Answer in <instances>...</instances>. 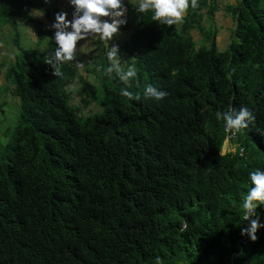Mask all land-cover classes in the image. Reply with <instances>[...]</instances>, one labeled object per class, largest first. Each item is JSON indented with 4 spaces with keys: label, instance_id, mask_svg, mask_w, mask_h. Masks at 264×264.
Listing matches in <instances>:
<instances>
[{
    "label": "trees",
    "instance_id": "trees-1",
    "mask_svg": "<svg viewBox=\"0 0 264 264\" xmlns=\"http://www.w3.org/2000/svg\"><path fill=\"white\" fill-rule=\"evenodd\" d=\"M197 2L172 26L134 9L119 48L121 68L137 69L131 87L106 74L99 47L84 74L75 54L54 76L45 59L55 30L35 24L47 46L7 71L20 115L0 146V264H264V227L255 242L240 234L249 174L264 171V0ZM42 6L0 0V19L32 21ZM223 14L230 41L220 51L206 23L220 25ZM199 34L208 45H197ZM75 79L81 106H93L87 117L68 92ZM147 85L167 96L144 97ZM242 106L255 119L234 130L237 150L222 156L216 113ZM255 212L264 225V204Z\"/></svg>",
    "mask_w": 264,
    "mask_h": 264
},
{
    "label": "clouds",
    "instance_id": "clouds-1",
    "mask_svg": "<svg viewBox=\"0 0 264 264\" xmlns=\"http://www.w3.org/2000/svg\"><path fill=\"white\" fill-rule=\"evenodd\" d=\"M69 3L74 8L72 20L67 19V12H58L55 14V22L49 26L55 30L56 48L46 57L45 63L52 68L54 76L61 74L59 69L61 63L74 60L78 41H87L92 36L98 35L101 40L109 42L118 33L120 26L127 23V8L123 5L122 0H69ZM190 6L193 9L197 8V0H191V3L189 0H138L135 11L142 14L152 11L154 21L172 26L182 23ZM102 17L109 19L102 20ZM106 54L109 61L106 74L111 76L115 73L120 81L131 87L129 81L137 77L135 65H128L127 70L121 68L122 57L119 55V46L116 44L110 46L106 50ZM120 94L129 100L140 99V95L134 94L126 88H122ZM143 96L161 100L167 96V93L147 85L143 90ZM216 116L217 119L222 118L225 122L223 144L228 142L225 154L232 152L234 145L236 151L237 143L232 141L235 135L234 130L249 127L251 121L255 119L252 110L242 106L239 110L232 108L223 113L217 112ZM241 153L242 150L239 149V154ZM249 175L253 186L242 199V208L246 213L244 218L248 221V226L241 228L240 234L255 242L258 239V229L264 227L255 212L259 205L264 204V171L256 169ZM254 216H256L255 219H253ZM160 260V257H156V264H160Z\"/></svg>",
    "mask_w": 264,
    "mask_h": 264
},
{
    "label": "crops",
    "instance_id": "crops-1",
    "mask_svg": "<svg viewBox=\"0 0 264 264\" xmlns=\"http://www.w3.org/2000/svg\"><path fill=\"white\" fill-rule=\"evenodd\" d=\"M40 1L43 6L33 9L30 13L32 21L18 18L13 25L7 24L0 19V138L7 132L5 121L11 117L12 109L10 105L16 107L19 105V98L14 94V86L8 77L7 71L20 60L21 55L25 51L34 50L45 41H39L35 24L39 22L42 27L49 28L55 22V14L58 12H67V19L72 20L74 8L70 5L69 0ZM122 3L127 8V23L120 26L118 33L114 35L111 41L101 40L98 35H94L87 41L81 40L77 42L75 54L78 59L77 64L81 70L85 68L81 66L83 62L85 66H88V62L96 55L98 47L102 48V50H107L110 46L116 44L120 48L128 40L130 36L128 25L130 22L133 23L132 17L134 16L135 6L131 9L127 5L138 3L137 0H122ZM131 10H133V13H131ZM47 13L49 16H47ZM101 19L106 20L109 18L102 17ZM219 22L221 25L220 20ZM217 24L219 25V23ZM201 38L199 34L196 38L197 42Z\"/></svg>",
    "mask_w": 264,
    "mask_h": 264
},
{
    "label": "rangeland",
    "instance_id": "rangeland-1",
    "mask_svg": "<svg viewBox=\"0 0 264 264\" xmlns=\"http://www.w3.org/2000/svg\"><path fill=\"white\" fill-rule=\"evenodd\" d=\"M220 1V4H223L222 6H225L227 3H230V2H235V0H219ZM225 13L229 16L230 13H227L225 11ZM225 15L223 14L222 17H219V20L221 21V26L217 24V22H215V25L210 22H207V29H206V32L208 30H210V28H212V26H214L213 28L217 31V35H215V42L218 46H222L220 49V51H225L226 47L228 46L229 44V41L228 40V44H227V40L225 39V35L227 36L229 34L228 32V29H226L224 27V23H225ZM211 21H213L214 23V20L212 19ZM231 24V21L230 19L227 21V26H230ZM233 24H231L230 28H232ZM46 41V40H45ZM43 42L42 45H40L39 47H46L47 46V41L46 42ZM203 44H205L201 39H199V42L197 43L198 46H202ZM205 45H208V43H206ZM82 66H85V63L83 62ZM125 66V63L123 62V64H121V67H124ZM89 68L91 69L92 66L90 65ZM79 72L84 74L85 73V70L84 69H80L79 68ZM99 76L97 75L95 77V80H94V83L96 84L99 80ZM107 83V86L109 88H111L112 86H114V83L112 81H110L109 83ZM76 86L80 87V83L78 82V80L75 79V81H73L70 85L67 86L68 88V92H70L73 100H72V103L73 105L78 108V109H82L79 111L80 115L81 116H84V117H87L89 115H92L94 114L93 113V106H89L87 108H83L80 104V98L77 97V91H76ZM97 86H100V84H98ZM101 88V87H100ZM103 89V88H102ZM100 94V93H99ZM79 100V101H78ZM100 106V105H99ZM12 111H11V117L10 118H7L6 121H5V125H6V129L7 131H12L14 129V127L16 126L17 124V121H18V118H19V115H20V107L19 105L16 107V106H13V105H10ZM82 107V108H81ZM98 107V106H97ZM8 132V133H9ZM10 136H11V133L10 134H4V136L2 138H0V146L1 145H4L5 143L8 142V140L10 139ZM228 148V142H225L222 146V149H221V155H224L225 154V151L227 150ZM235 145L232 147V152H235Z\"/></svg>",
    "mask_w": 264,
    "mask_h": 264
}]
</instances>
